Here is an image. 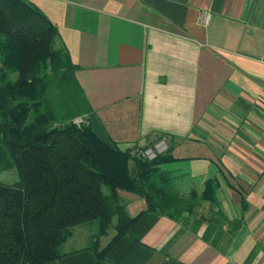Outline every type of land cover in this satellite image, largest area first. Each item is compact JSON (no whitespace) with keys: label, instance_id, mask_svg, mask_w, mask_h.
I'll use <instances>...</instances> for the list:
<instances>
[{"label":"crops","instance_id":"1","mask_svg":"<svg viewBox=\"0 0 264 264\" xmlns=\"http://www.w3.org/2000/svg\"><path fill=\"white\" fill-rule=\"evenodd\" d=\"M26 1L77 66L97 137L123 150L165 137L160 168L195 197L181 221L143 213L102 259L86 244L98 222L43 264H264V0ZM15 179L0 135V181ZM119 195L130 216L146 208Z\"/></svg>","mask_w":264,"mask_h":264},{"label":"trees","instance_id":"2","mask_svg":"<svg viewBox=\"0 0 264 264\" xmlns=\"http://www.w3.org/2000/svg\"><path fill=\"white\" fill-rule=\"evenodd\" d=\"M57 37L26 0H0V135L16 173L0 181V264L54 262L74 227L96 219L87 249L102 259L143 213L181 221L194 205L160 168L173 160L167 151L141 158L99 139L89 123H72L90 105ZM119 191L146 208L130 216ZM110 226L115 234L101 247Z\"/></svg>","mask_w":264,"mask_h":264},{"label":"built area","instance_id":"3","mask_svg":"<svg viewBox=\"0 0 264 264\" xmlns=\"http://www.w3.org/2000/svg\"><path fill=\"white\" fill-rule=\"evenodd\" d=\"M209 19V14L205 13L203 15V21L207 22ZM72 123L81 126L88 124V120L82 116H76L72 119ZM167 149V139L165 137L160 138L152 145L147 147H136L132 149L133 154H136L138 157L145 159H153L157 153H162Z\"/></svg>","mask_w":264,"mask_h":264},{"label":"rangeland","instance_id":"4","mask_svg":"<svg viewBox=\"0 0 264 264\" xmlns=\"http://www.w3.org/2000/svg\"><path fill=\"white\" fill-rule=\"evenodd\" d=\"M104 190L106 191L107 189L106 188H104ZM98 222H99V220H94L93 222H91V223H87V224H81V225H78V226H76V227H74V233L76 234L77 233V231L79 230V228L81 229V236H84L86 233H85V231H84V229L85 228H87L88 229V232L96 225V224H98ZM112 234H115V230H114V228L113 227H109V229H108V237H106V239H110V236L112 235ZM107 236V235H106ZM90 237H92V236H90ZM102 237H104V236H102ZM105 239V238H104ZM104 239L102 240V242L104 241ZM87 241V240H86ZM82 243V242H81ZM87 243H89V242H86V244ZM79 244H80V242H79Z\"/></svg>","mask_w":264,"mask_h":264}]
</instances>
